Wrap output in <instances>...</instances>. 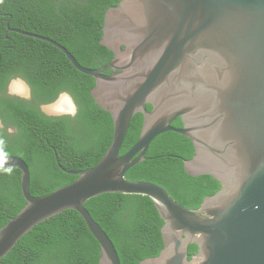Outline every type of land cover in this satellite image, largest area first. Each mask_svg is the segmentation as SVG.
I'll return each mask as SVG.
<instances>
[{
  "label": "water",
  "instance_id": "obj_1",
  "mask_svg": "<svg viewBox=\"0 0 264 264\" xmlns=\"http://www.w3.org/2000/svg\"><path fill=\"white\" fill-rule=\"evenodd\" d=\"M102 30L100 43L114 57L100 69L81 66L54 40L9 30L55 46L95 79L92 97L110 113L113 139L94 167L71 172L75 181L39 197L30 192L27 163L10 156L26 205L0 229V260L35 226L74 210L100 245L98 264H121L85 208L116 193L149 197L164 221V248L140 264H264V0H121L106 12ZM136 114L143 115L139 140L121 155ZM177 118L181 128L172 126ZM167 132L192 141L188 175L221 184L198 209L159 185L126 178ZM191 245L196 254L189 255Z\"/></svg>",
  "mask_w": 264,
  "mask_h": 264
},
{
  "label": "trees",
  "instance_id": "obj_2",
  "mask_svg": "<svg viewBox=\"0 0 264 264\" xmlns=\"http://www.w3.org/2000/svg\"><path fill=\"white\" fill-rule=\"evenodd\" d=\"M121 0H4L0 4V93L10 79L21 77L31 86L40 103L54 101L61 91L75 99L79 113L70 117H48L38 107L22 100L0 96V119L16 133L5 135L9 156L22 158L31 173L30 192L47 195L77 179L71 172L94 167L113 139V119L93 99L95 79L79 72L55 46L12 30L54 40L77 62L100 69L114 53L101 45L106 12ZM106 74L111 75V70ZM39 103V102H38ZM148 110L151 106L147 107ZM143 115L136 114L129 126L120 154L139 140ZM172 126L182 127L181 120ZM194 155L187 137L175 132L158 136L145 161L130 169L126 178L146 181L167 190L189 209L215 195L221 184L211 176L193 177L184 160ZM21 171L0 174V229L15 217L26 201L21 191ZM85 208L112 240L121 264H140L157 257L164 248V221L153 201L142 195L103 194L88 200ZM197 246L189 247V255ZM100 245L84 219L74 210L38 224L0 260V264H98Z\"/></svg>",
  "mask_w": 264,
  "mask_h": 264
},
{
  "label": "clouds",
  "instance_id": "obj_3",
  "mask_svg": "<svg viewBox=\"0 0 264 264\" xmlns=\"http://www.w3.org/2000/svg\"><path fill=\"white\" fill-rule=\"evenodd\" d=\"M4 0H0L3 4ZM9 96L19 97L22 100H31L32 89L26 80L21 77H14L10 79L7 87ZM41 111L46 115L51 116H71L75 117L77 109L71 102V97L67 92H61L58 97L51 103L41 105ZM2 127V125H0ZM11 131V129H9ZM16 165L11 162L9 153L6 151V140L0 136V174L11 176L15 170ZM0 239L3 235L0 234Z\"/></svg>",
  "mask_w": 264,
  "mask_h": 264
},
{
  "label": "flooded vegetation",
  "instance_id": "obj_4",
  "mask_svg": "<svg viewBox=\"0 0 264 264\" xmlns=\"http://www.w3.org/2000/svg\"><path fill=\"white\" fill-rule=\"evenodd\" d=\"M108 75V74H107ZM8 87V86H7ZM7 87H6V89L4 90V92H1L0 93V96H7V97H12V98H14V99H18V100H22V99H20L19 97H15V96H9L8 95V92H7ZM32 89V88H31ZM61 92H67V91H61ZM68 93V92H67ZM69 94V96L71 97V102H72V104H74L75 105V107H76V109H77V114H76V116L73 118V117H71V116H51V115H46L44 112H42L41 111V105H44L43 103H40V98L38 97V95H34V93H33V91H32V98H31V100H22V101H24V102H27L28 104H30V105H32V106H34V107H38V109L44 114V115H46V116H48V117H70V118H72L73 120H75L76 118H77V116H78V113H79V109H78V105H77V103H76V101H75V99L72 97V95L70 94V93H68ZM39 102V103H38ZM48 104V103H47ZM148 106H151V105H147V107ZM151 109H152V106H151ZM150 109V110H151ZM149 110V111H150ZM176 120H181V118H177ZM175 120V121H176ZM174 121V122H175ZM173 122V123H174ZM0 125H2V127H0V131H4L5 132V135H13V134H15L16 133V131H15V129L14 128H12V127H8V126H5L4 125V123H3V120H1L0 119ZM9 129H11V131H9ZM8 143H9V141L8 140H6Z\"/></svg>",
  "mask_w": 264,
  "mask_h": 264
}]
</instances>
